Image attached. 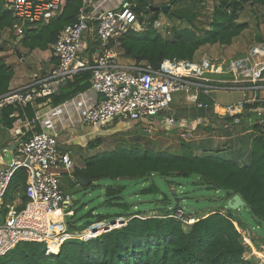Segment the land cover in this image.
<instances>
[{
	"label": "trees",
	"instance_id": "obj_1",
	"mask_svg": "<svg viewBox=\"0 0 264 264\" xmlns=\"http://www.w3.org/2000/svg\"><path fill=\"white\" fill-rule=\"evenodd\" d=\"M134 1L138 12H151L152 6H158L146 0ZM172 2L175 3V0L169 3ZM247 3L264 7V0H219L210 28L201 31L194 26V14L185 13V16L170 7L169 14L181 17L189 25L173 28L172 35L168 37H164L153 26L163 11H152V24L148 29H130L112 40L110 46L137 63L147 62L156 69L171 71L178 62L194 61L197 51L204 45H231L234 38L249 27L248 22L239 20L240 12ZM81 7L80 0H68L63 11L49 22L25 27L23 45L30 50L50 49L61 30L77 21ZM16 23L12 12L5 7L4 0H0V39L6 29H15ZM90 38L92 42H88L84 56L88 63H93L98 43L93 37ZM14 73L13 66L0 57V95L11 90ZM91 77V71L80 73L63 85L58 93L38 98L34 102H48L53 107L61 105L89 90ZM14 106L7 105L1 113L8 127L17 119L11 116ZM29 106L28 111L31 110ZM246 106L256 108L259 103ZM30 112L27 114L33 118L35 113ZM257 130L259 132L252 139L245 160L239 157L225 158L221 153L198 155L186 141L182 142L181 153L116 147L85 157L84 164L77 166L75 174L79 179L88 180L80 188L86 191L99 189L104 193L103 208H89L85 203L74 204L73 215L66 219L67 235L59 241L60 249L55 243H49L51 252H48L46 241H21L0 255V264H261L255 256H247L252 248L239 229L249 233L253 230L258 233L260 229L262 234L258 235L262 237H256L264 242V131L259 127ZM101 142V138H94L87 145L96 148ZM28 177L29 171L26 168H19L14 173L5 195V204L0 211L2 221L8 211L7 204L17 193H20L23 200L20 209L28 202ZM153 177L164 179L166 189L153 183L141 190V193L154 194L155 198L151 201L153 207L136 211V203L131 202L126 195L127 184L119 181H142ZM170 184H174L176 192L170 190ZM188 184L223 191L222 204L217 208L203 210L202 213L187 212V217L195 214L196 221L193 223L169 217L171 212L184 208L179 196L185 194L183 191ZM237 194L242 197L245 205L239 209L227 208L228 200ZM82 209H87V212L80 213ZM241 209L252 214L256 220L254 225L244 221ZM105 230L109 231L102 232ZM68 233H86V236L92 238H70ZM250 240L256 248H262L258 239L251 237Z\"/></svg>",
	"mask_w": 264,
	"mask_h": 264
},
{
	"label": "built area",
	"instance_id": "obj_2",
	"mask_svg": "<svg viewBox=\"0 0 264 264\" xmlns=\"http://www.w3.org/2000/svg\"><path fill=\"white\" fill-rule=\"evenodd\" d=\"M67 1L4 0V4L17 21L15 28L22 29L49 22L63 11ZM80 1L82 7L77 21L66 25L51 45L58 61L55 67L47 75H36L29 84L0 95V115L7 105L25 106L38 98L56 94L76 75L91 71L90 89L99 100L87 108L80 119L87 126L99 129L112 121L135 124L150 121L151 126L144 125L143 129L151 134L160 129V116H163L166 133L175 129L188 141L195 130L171 113L173 94L185 92L195 100L202 94L215 102L214 92L240 89L249 95L238 104L225 106L222 114L234 125L246 121L256 134L257 127L264 131V43L250 49L248 56L231 60L224 70L230 77H211L207 73H215L214 64L205 70L201 63L194 61L178 62L171 71L156 69L147 62L124 63L116 48L110 46L111 41L130 29H148L152 24L151 14L146 10L136 11L134 0H122L106 9L102 6L107 0ZM163 25L159 17L153 22L158 29ZM90 37L98 43L93 63L80 57L86 50L85 39ZM250 103H259V106L248 108L246 105ZM198 106L208 104L200 101ZM77 166L71 153L62 147L60 134L55 130L35 131L29 138L19 141L12 160L0 166V210L19 168L29 171L26 186L29 200L23 209L7 204L5 220L0 223V255L26 240L46 241L49 252V242L67 234L66 219L73 215L75 202L70 189L82 185L75 174ZM168 216L187 223H193L196 218L195 214L187 217V211L181 207ZM57 224L64 226L59 232L53 229Z\"/></svg>",
	"mask_w": 264,
	"mask_h": 264
},
{
	"label": "rangeland",
	"instance_id": "obj_3",
	"mask_svg": "<svg viewBox=\"0 0 264 264\" xmlns=\"http://www.w3.org/2000/svg\"><path fill=\"white\" fill-rule=\"evenodd\" d=\"M150 1L154 5H167L170 4L171 0H146ZM145 2V1H144ZM219 0H175V3H171L172 10H175L177 13H185L194 14L195 15V28L198 31L205 30L210 28L211 21L213 18V13L215 7L218 5ZM187 4L190 7H185ZM153 15V12H149ZM185 15V16H187ZM163 27L160 29L156 28L161 32L164 37H168L172 35L173 28H182L189 25V22L183 20L181 17L175 14H169L166 12H162L159 15ZM241 22L245 21L249 23V27L245 29L239 36L235 37L233 43L231 45H222L219 43L216 44H207L204 47L200 48L195 56L194 62L201 63L203 65V69H208V65H213L215 68V73H207L211 77L221 78V77H230L229 74L226 73L227 68L229 67V62L231 60H236L238 58L246 57L249 55L250 49L259 46L261 43H264V7L260 5H251L247 3L244 9L240 12ZM15 28V29H6L3 33L2 38L0 39V46L2 47V52L0 53V57H2L9 65L13 64L14 68L18 70V72H34L36 71L38 61L41 58V53L39 49H34L32 53L29 48H26L23 45V30ZM260 37L263 39L261 40ZM86 42V39H85ZM251 47V48H250ZM87 49V48H86ZM24 55V59H20V55ZM120 56V60L125 63V61L129 58L124 57V55L118 51ZM32 55V56H31ZM82 58L85 59L84 54H80ZM46 56V54H44ZM134 61L130 59L129 62ZM224 71V72H223ZM193 97V95L188 94ZM185 92H177L173 94V102L171 103V113L179 119H184L182 117H187L188 114L192 117L195 115V111L203 110V109H194L192 107L184 106L186 102V97L188 96ZM194 98V97H193ZM206 99V97H204ZM212 101L211 97H207L206 101ZM202 112V111H201ZM210 112V111H209ZM257 116V115H255ZM161 117L160 129L155 131L154 133H147L144 131V125L151 126L150 121H146L145 123H134L128 122V125H118L116 123L109 122L107 123V127L104 131L94 138H101L102 142L100 146L96 148H90L88 144V139L91 135H86L82 139H78L76 144H64L62 147L68 150L71 155L74 157L75 162L78 165H83V159L85 157H89L99 152L110 151L116 147H124V148H140V149H150V150H166L173 153H181L182 152V142L186 141L191 144V146L195 149V143H207L208 140L204 139L200 140L199 136L193 135L190 140H185L180 137L177 133V130L171 129L169 133L163 129L165 126V122L163 120V116ZM152 118L151 120H153ZM188 119V118H185ZM127 124V123H125ZM242 125H234L231 124L227 127V129H231L232 141L238 142L243 148H246L250 144V138L248 135L242 136ZM120 126V127H119ZM88 126L86 124H78L76 130L85 131L88 130ZM87 133V132H86ZM219 133V132H217ZM69 134V135H68ZM95 134V133H94ZM241 134V138L239 139ZM218 135L219 134H214ZM70 133L66 134V138L71 137ZM202 137V136H201ZM206 138V136H204ZM74 143V142H73ZM190 146V147H191ZM191 147V148H192ZM190 148L187 149V151ZM211 154V153H210ZM222 155L225 158L232 157L233 154H229L227 152L222 151ZM121 184H127V197L128 199L136 203L134 208L137 210L146 209L149 210L153 207V202H151L155 196L154 194H146L141 193V190L149 187L151 184H156L162 189H166L165 180L160 177H153L147 180L142 181H134V180H121L119 181ZM170 190L172 192H176L177 189L174 184L169 185ZM70 191L73 194L74 204L85 203L89 208L97 207L98 209L103 208L102 204L105 199L104 193L101 190H89L86 191L80 187L72 186ZM185 194L179 196L181 205L185 208L187 212H201L204 210H209L211 208H217L220 204H222V196L224 195L223 191H217L212 188H207L205 186H194L192 184H188L186 186V190L183 191ZM21 198L20 193H17ZM22 199V198H21ZM74 207V206H73ZM73 209V208H72ZM87 212V209H82L80 213ZM147 213H151L147 211ZM242 218L250 225H254L256 220L252 216L249 211L245 209H241L240 211ZM72 216V215H70ZM2 214L0 213V223L2 221ZM196 218L194 219V221ZM244 235L246 236L247 243L251 246L252 251L247 254V256H255L261 264H264V242L258 237H262V235H258V233L262 234V231L259 229L257 231L253 230L250 233L245 232L241 228H239ZM70 234V233H69ZM70 238H78L81 240H87L89 236L84 233L83 235H74L70 234ZM258 236V237H256ZM256 238L261 242L262 248H256L253 241L250 238ZM60 241V240H59ZM251 241V242H250ZM250 242V243H249ZM263 242V243H262ZM63 243V242H62ZM62 245V244H61ZM61 247V246H60ZM60 249V248H59ZM49 252H51L49 250Z\"/></svg>",
	"mask_w": 264,
	"mask_h": 264
},
{
	"label": "crops",
	"instance_id": "obj_4",
	"mask_svg": "<svg viewBox=\"0 0 264 264\" xmlns=\"http://www.w3.org/2000/svg\"><path fill=\"white\" fill-rule=\"evenodd\" d=\"M121 1L122 0H107L103 2L102 8L106 9L114 7L118 5ZM88 42H92V39L86 38V42L84 44L85 49L88 47ZM32 51L33 50H30L31 53ZM39 51L42 56L38 61V64L36 65V71L32 73L18 72V70L14 68L13 64H11L14 68L15 73L11 81L10 89H16L27 85L33 80L36 75L41 77L45 76L50 70L55 67L58 61L55 56H53V51L51 50V48L45 51L39 49ZM85 52L83 53L84 55ZM44 54H46V56H44ZM20 59H24L23 54L20 55ZM129 60L130 59H127L125 63H129ZM262 94L264 96V91L262 92ZM248 95V92H244L240 89H234L229 91L220 90L212 94L215 99V102L210 100L206 101L207 96L202 94L197 100H195L189 95L185 96L186 102H184V106L192 107V110L193 108L197 110L203 109L199 111L193 110L195 112V115L193 117L188 114L187 117H182L184 119H181L182 121H186L189 125H191V127L194 128L196 136H199L200 140L202 138V140L206 139L209 141L207 143L202 144L200 143V141L199 143L197 142L194 144V150L198 155L210 153H221L222 155V151H228L229 154H233L232 157L228 158L239 157V159L245 160L246 157H248L247 155L249 154L252 139L256 135L255 131L250 128L246 121L242 123L244 124L241 127L242 136L248 135L250 138L249 146L243 148L241 145L238 144V142L232 141V135H230L231 129H227L230 123L232 124V121L230 120V118L222 114L223 108L225 106L238 104L244 99H246ZM204 97H206V99ZM98 100L99 96L94 93L91 89H89L83 92L82 95L76 96L72 101H69L66 104L63 103L56 107L51 106L50 104H48V102L40 104L33 102L25 106L15 105L14 113L11 114V116L17 117V119L16 121H14L11 127H8L2 120V115L0 116V166L7 165L12 160L16 146L19 141L28 138L36 130L42 131L44 129H48L59 132L60 142L62 146L64 144H76L77 141H79L78 139H82L86 135H91L88 140L94 139V137L102 133L107 126L99 129L88 126L89 129L85 131L76 130V128L78 127V124L81 123L80 119L87 110V108L94 105ZM200 101L206 102L208 106L199 107L198 102ZM28 105H30L29 108L31 109L29 111L27 109ZM30 111L32 113H35V116L33 118H31L27 114ZM20 112L22 113V115L20 114ZM29 122L31 124H29ZM114 123H116L117 126L128 125V123ZM67 133H70L72 136L66 138ZM214 134H219V136ZM204 136H206V138H204ZM240 138L241 134L239 139ZM16 196L8 204L20 209V207L23 205V200L19 196L18 198Z\"/></svg>",
	"mask_w": 264,
	"mask_h": 264
},
{
	"label": "water",
	"instance_id": "obj_5",
	"mask_svg": "<svg viewBox=\"0 0 264 264\" xmlns=\"http://www.w3.org/2000/svg\"><path fill=\"white\" fill-rule=\"evenodd\" d=\"M170 7H171V5L170 4H167V5H163L161 7H159V6H152L151 9L153 11H157V10L161 9L162 11L168 13L170 11ZM185 176H186V174H185ZM87 181L88 180L85 179V178H82L81 179V182L83 184H86ZM244 205H245V202L243 201L242 197L239 194H237L232 199L228 200V203H227V206L226 207L227 208H232V209H239V208H241ZM123 222H125L124 224H126V221L125 220H123ZM124 224H122V225H124ZM122 225H120V226H122ZM116 227H119V226H114L113 228H116ZM113 228H111V229H113ZM106 231H109V230H105V231H102V232H106ZM101 233H99V234H101Z\"/></svg>",
	"mask_w": 264,
	"mask_h": 264
},
{
	"label": "bare ground",
	"instance_id": "obj_6",
	"mask_svg": "<svg viewBox=\"0 0 264 264\" xmlns=\"http://www.w3.org/2000/svg\"><path fill=\"white\" fill-rule=\"evenodd\" d=\"M14 209V207H12V210ZM63 225L61 224H57L53 226V229L57 232L61 231L63 229ZM67 234H62L60 236H58L57 238L51 240L49 243H55V245L57 246V248H59V240L61 239V237L65 236Z\"/></svg>",
	"mask_w": 264,
	"mask_h": 264
}]
</instances>
